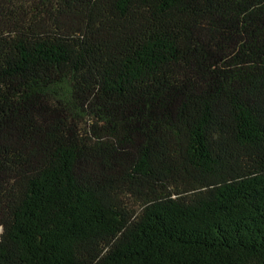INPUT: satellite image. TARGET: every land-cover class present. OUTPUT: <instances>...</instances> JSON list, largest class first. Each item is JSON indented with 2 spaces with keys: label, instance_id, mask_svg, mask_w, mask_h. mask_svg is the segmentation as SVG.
<instances>
[{
  "label": "trees",
  "instance_id": "16d2710c",
  "mask_svg": "<svg viewBox=\"0 0 264 264\" xmlns=\"http://www.w3.org/2000/svg\"><path fill=\"white\" fill-rule=\"evenodd\" d=\"M0 264H264V0H0Z\"/></svg>",
  "mask_w": 264,
  "mask_h": 264
}]
</instances>
